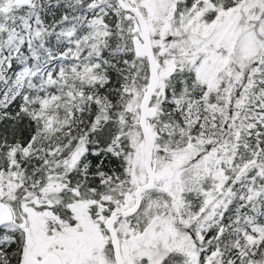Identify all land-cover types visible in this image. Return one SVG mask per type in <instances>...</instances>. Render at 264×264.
<instances>
[{
  "label": "snow or ice",
  "instance_id": "6c2138e0",
  "mask_svg": "<svg viewBox=\"0 0 264 264\" xmlns=\"http://www.w3.org/2000/svg\"><path fill=\"white\" fill-rule=\"evenodd\" d=\"M0 264H264V0H0Z\"/></svg>",
  "mask_w": 264,
  "mask_h": 264
}]
</instances>
